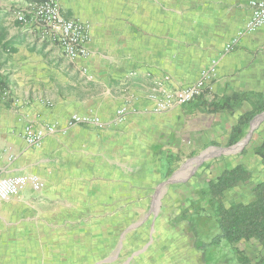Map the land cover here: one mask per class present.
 Instances as JSON below:
<instances>
[{"label":"crops","instance_id":"1","mask_svg":"<svg viewBox=\"0 0 264 264\" xmlns=\"http://www.w3.org/2000/svg\"><path fill=\"white\" fill-rule=\"evenodd\" d=\"M29 1L22 0V7ZM247 1L59 0L65 17L91 26V54L78 60H69L55 46L42 43L16 20L13 8L4 9L7 15L0 18V31L1 26L13 29L17 25L15 30L24 38L13 37L12 29L4 37V42L13 38L17 42L14 52L2 50L0 65L4 83L0 90V178L38 175L59 197L95 202L96 212H121L123 202L141 197L142 185L172 177L181 154L199 155L203 145H191L190 140L184 144L186 139L214 129L222 117L235 115L255 100L254 108L238 115L231 126L230 141L238 120L264 100V26L244 35L232 52L225 51L250 16L251 9L244 5ZM214 62L217 74L201 97L160 114L153 112L157 100L195 84ZM234 95L243 96L234 111L209 105ZM121 107L135 112L114 124L112 119ZM75 113H93L104 125L68 128L66 122ZM49 123H58L61 129L39 147L25 142L26 126ZM176 127V141L181 144H167L166 137ZM167 158L176 162L171 164ZM157 170L158 175L154 174ZM87 210L88 205L81 208L70 203L59 207L57 215L66 218L70 212L75 217ZM13 213L0 210V216ZM254 242L264 246L249 243ZM64 244L52 242L51 256L13 264H119L122 258L119 242L109 246L107 241L83 240L84 249L82 242L81 246L70 241ZM193 246L195 253L189 259L205 264L203 252L195 242ZM242 252L252 261L264 257L251 259L247 251ZM151 257L155 261L150 264H160L157 259L164 255Z\"/></svg>","mask_w":264,"mask_h":264},{"label":"rangeland","instance_id":"2","mask_svg":"<svg viewBox=\"0 0 264 264\" xmlns=\"http://www.w3.org/2000/svg\"><path fill=\"white\" fill-rule=\"evenodd\" d=\"M21 1L0 0V18H6L4 9L22 8ZM251 1L244 4L249 11ZM5 27L1 26L0 38L8 36L9 29H12L9 25ZM13 27V37L24 38L19 29L15 30L17 25ZM2 50L5 49L0 45V65L4 58ZM254 102L245 103L235 115L222 117L214 129L186 139L184 144L190 140L191 145H203L199 155L191 158L186 153L181 154V161L173 167L172 177L165 178L164 182L142 185L141 197L123 202L121 212H96L92 208L95 202L70 201L59 197L40 176L31 175L38 176L45 183L41 192L26 190L22 196L0 203V210L15 211L11 216H0V261L8 264L32 262L42 255L51 256L53 250L49 246L52 242L65 246L64 242L70 241L81 246L83 240L93 239L107 241L109 246L119 242L122 245L119 264H150L155 261L151 255L154 257L157 254L164 255L162 259H157L160 264H195L190 260L191 253H195V239L188 222L182 220L186 208L193 204L206 214H212L208 199L201 192L207 188L210 180L216 179L225 170L242 166L251 174L247 182L225 193L224 202L227 205L250 201L253 188L264 180V163L256 152L264 143V113L235 147L229 144L231 126L238 115L254 108ZM177 130L176 127L166 137L167 144H181V140L176 141ZM242 143H245L244 146ZM241 144L243 147L237 149ZM154 174L158 175L159 171ZM70 203L80 204L81 208L88 205L89 210L75 217L70 212L66 218L58 217L59 207ZM238 246L242 251H247L251 259L264 256V246L259 243ZM85 247L83 244L82 249ZM107 251L110 253L111 249Z\"/></svg>","mask_w":264,"mask_h":264},{"label":"built area","instance_id":"3","mask_svg":"<svg viewBox=\"0 0 264 264\" xmlns=\"http://www.w3.org/2000/svg\"><path fill=\"white\" fill-rule=\"evenodd\" d=\"M250 16L245 25L239 30L225 47L227 53L232 52L239 44L240 39L250 33L257 32L264 26V0L250 2ZM16 20L27 27L42 43L55 46L61 54L69 60L86 59L90 56L92 44L91 26L67 18L63 15L59 0H30L25 7L14 9ZM217 74V62L195 84L174 90L156 101L153 112L160 114L175 106H182L201 97L209 81ZM135 112L132 108L121 107L116 110L112 123L121 124L128 114ZM104 122L93 113H75L66 122L68 128L75 126L101 127ZM58 123H49L44 126L28 125L23 130V139L32 147H39L45 138L57 133L61 128ZM26 188L34 192H41L45 183L38 176L12 175L0 178V201L19 196Z\"/></svg>","mask_w":264,"mask_h":264},{"label":"trees","instance_id":"4","mask_svg":"<svg viewBox=\"0 0 264 264\" xmlns=\"http://www.w3.org/2000/svg\"><path fill=\"white\" fill-rule=\"evenodd\" d=\"M16 38L4 42L0 38V45L8 52L15 51L13 45ZM4 89L0 81V90ZM243 100V96L234 95L232 98H222L212 104L214 109L234 111ZM264 112V100L254 111L238 120L232 129L230 145H236L246 134L256 116ZM264 163V143L256 150ZM197 153L189 156L194 157ZM170 163L176 160L167 158ZM251 174L242 166L225 170L222 174L209 182L208 188L202 190L204 198L213 211L206 214L201 208L193 204L186 208L182 220L188 222L190 231L195 239V247L203 252L205 264H264V257L252 261L237 245L257 241L264 244V180L252 190L253 198L248 202H238L227 205L224 202L225 193L236 188L240 183L247 182Z\"/></svg>","mask_w":264,"mask_h":264},{"label":"bare ground","instance_id":"5","mask_svg":"<svg viewBox=\"0 0 264 264\" xmlns=\"http://www.w3.org/2000/svg\"><path fill=\"white\" fill-rule=\"evenodd\" d=\"M240 147H242V145H241V146H239V148H240Z\"/></svg>","mask_w":264,"mask_h":264}]
</instances>
